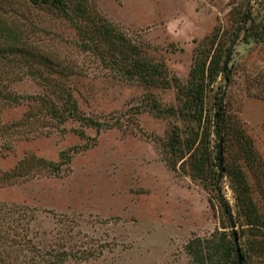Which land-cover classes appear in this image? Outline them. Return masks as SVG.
<instances>
[{
	"label": "rangeland",
	"instance_id": "374dc122",
	"mask_svg": "<svg viewBox=\"0 0 264 264\" xmlns=\"http://www.w3.org/2000/svg\"><path fill=\"white\" fill-rule=\"evenodd\" d=\"M84 1L171 85L127 75L58 11L0 0V16L9 10L29 50L61 69L50 78L73 90L86 118L49 114L43 100L50 87L35 69L12 62L19 47L0 25V264H210L219 253L209 241L238 231L217 195L235 213L234 190L227 175L214 191L168 165L165 143L178 120L156 108L178 107L177 83L225 50L230 80L220 74L209 85L206 113L212 95L225 91L227 110L264 164V33L251 36L264 22V0ZM8 49L11 63L2 57ZM218 142L212 130L213 149ZM232 148L225 164L241 165L252 185L250 163ZM31 156L52 165L22 166Z\"/></svg>",
	"mask_w": 264,
	"mask_h": 264
},
{
	"label": "trees",
	"instance_id": "16d2710c",
	"mask_svg": "<svg viewBox=\"0 0 264 264\" xmlns=\"http://www.w3.org/2000/svg\"><path fill=\"white\" fill-rule=\"evenodd\" d=\"M29 2L31 6L58 11L64 17L71 19L82 34L89 35L91 45L96 47L106 59H110L115 67L122 68L127 75L138 77L148 82L149 85H157L164 81L171 85V81L163 77V73L157 65L147 62L136 46H133L107 20L99 15H94L86 1L29 0ZM0 20V25H3L1 28L6 34L15 37V40L11 42L12 47L16 45L19 47L15 50L16 54L11 56L14 57L12 62L22 64V67L28 66L35 69L36 73H39L50 87L48 96H44L46 98L43 100L44 107L49 114L54 117H64L70 113L73 118L86 120L84 116L78 114L79 107L73 90L64 82L50 78L61 69H58L56 64L49 62V59L38 53L36 49L29 50V36L23 29L18 31L14 24L17 20L13 18L9 10H6L4 16H0ZM248 20L249 18L246 16L242 21L248 22ZM260 29L264 33V22H259L253 28L251 36L253 38L260 36ZM12 49L2 51V57L7 60V63L8 61L11 63L9 57L12 55L10 53ZM224 53L225 50H218L208 66L206 62L197 66L188 83H177L178 107L156 109L161 115L170 114L178 120L172 127L170 140L165 143V150L169 152L168 165L172 168L181 167L185 173H189L193 178L203 183L206 188L214 191L220 189L219 182L227 175L234 190L235 213L225 196L219 191L217 195H219L218 198L229 227L238 226V231L233 228L229 235L226 231H222L216 239L209 241L212 243L214 255L219 253L214 257L209 256L211 257L210 264H238L236 237L243 264H264V207H261L254 195L255 191L258 192L264 205V164L256 156L252 139L245 133L240 121L227 110L225 91L222 90L223 92L212 95V113H206V90L209 85L217 80L220 74L224 76L225 80H230V69L221 63ZM165 83L163 84L166 85ZM91 123L97 126L101 125L95 121ZM10 128L11 126H5L6 131ZM212 130L219 139L216 145L217 150L213 149L211 145ZM232 145H234L233 148L237 146L239 153L244 154H240V156L250 163L249 171L255 178L252 185L247 172L241 165L234 162L225 164L224 154L232 148ZM27 160L30 162L35 160L47 168L52 165L51 162L43 158L31 156L21 162L22 166ZM254 165L260 172L251 171Z\"/></svg>",
	"mask_w": 264,
	"mask_h": 264
},
{
	"label": "water",
	"instance_id": "95a60500",
	"mask_svg": "<svg viewBox=\"0 0 264 264\" xmlns=\"http://www.w3.org/2000/svg\"><path fill=\"white\" fill-rule=\"evenodd\" d=\"M228 60H229V54L226 56V60H225V64H224L225 67H227V65H228ZM221 163H222V160H221ZM236 246H237V252H238V264H243L241 250H240V246H239V242H238L237 237H236Z\"/></svg>",
	"mask_w": 264,
	"mask_h": 264
}]
</instances>
